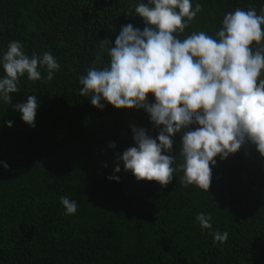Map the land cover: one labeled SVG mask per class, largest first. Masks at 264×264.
<instances>
[{
    "label": "trees",
    "instance_id": "obj_1",
    "mask_svg": "<svg viewBox=\"0 0 264 264\" xmlns=\"http://www.w3.org/2000/svg\"><path fill=\"white\" fill-rule=\"evenodd\" d=\"M147 2L0 0V77L12 41L29 57L50 52L59 64L51 81L40 68L41 80L25 74L11 104L0 100V264H264V157L254 145L215 158L208 192L185 187L180 171L166 186L137 181L118 157L136 146L133 127L152 138L159 128L144 109H115L103 99L100 109L80 95L79 78L93 61L97 68L110 61L102 40L114 46L129 23L142 31L134 6ZM191 2L202 10L180 39L198 31L215 38L237 8L264 14V0ZM29 95L38 101L35 127L13 108ZM183 131L163 153L175 156L173 167L182 162ZM61 197L77 203L75 214L65 215ZM198 213L211 214V229L200 227ZM216 231H227V241L214 243Z\"/></svg>",
    "mask_w": 264,
    "mask_h": 264
},
{
    "label": "clouds",
    "instance_id": "obj_2",
    "mask_svg": "<svg viewBox=\"0 0 264 264\" xmlns=\"http://www.w3.org/2000/svg\"><path fill=\"white\" fill-rule=\"evenodd\" d=\"M201 10L202 5L193 8L191 0L136 4L134 14L146 27L141 31L131 23L123 26L112 47L102 40L101 50L107 46L110 57L108 65L97 68L93 61L79 78L80 95L90 96L93 107L103 109V99L115 109H144L159 128L152 138L144 128L133 127L136 146L118 157L137 181L166 186L180 171L181 184L208 192L216 157L226 159L246 142L264 157V14L258 15L251 5L248 10L237 8L224 15L215 38L198 31L180 39ZM2 68L0 100L8 105L10 94L19 92L22 76L39 81V69L44 68L45 81H51L59 64L50 52L29 57L20 42L12 41L2 56ZM149 94L154 102H149ZM13 108L25 124L35 127L36 95ZM6 123L12 126V121ZM182 130V162L173 167L175 156L163 153L172 151V137ZM120 170L117 163L114 172ZM60 202L65 215L76 213L74 200L61 197ZM196 220L202 229L212 228L211 214L198 213ZM211 235L214 243L228 239L227 231Z\"/></svg>",
    "mask_w": 264,
    "mask_h": 264
}]
</instances>
